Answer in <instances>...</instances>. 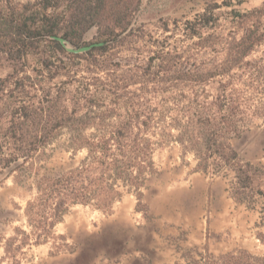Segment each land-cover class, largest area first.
<instances>
[{"label":"trees","instance_id":"obj_1","mask_svg":"<svg viewBox=\"0 0 264 264\" xmlns=\"http://www.w3.org/2000/svg\"><path fill=\"white\" fill-rule=\"evenodd\" d=\"M140 4L0 0V52L14 63L0 77V181L28 193L25 221L5 239L0 264H23V247L51 239L54 253L62 251L55 226L73 206L109 212L132 194L146 213L155 153L172 143L193 155L196 171L229 179L230 196L257 213L259 250L208 252L201 264H264V166L234 144L264 122V50L251 56L264 46V1L249 9L209 3L191 18L164 21L159 35L134 25ZM224 6L231 8L221 23ZM93 27L95 41H83ZM54 35L104 44L72 53ZM37 53L41 67L26 70Z\"/></svg>","mask_w":264,"mask_h":264},{"label":"rangeland","instance_id":"obj_2","mask_svg":"<svg viewBox=\"0 0 264 264\" xmlns=\"http://www.w3.org/2000/svg\"><path fill=\"white\" fill-rule=\"evenodd\" d=\"M24 2L26 0H16ZM224 0H141L134 25L143 23L155 35L166 20H184L201 12L209 3ZM264 0H243L233 6L249 9ZM222 7L221 23L225 22ZM226 27V26H225ZM96 29L87 30L82 40L95 41ZM251 56H258L264 46ZM42 53L26 57V70L41 67ZM14 63L0 52V77ZM214 84L209 86L213 89ZM264 101V93L260 94ZM235 147L245 159L264 166V122L257 120ZM63 157V158H61ZM67 154L57 157L66 159ZM159 173L145 189L147 212L136 209L137 200L125 194L107 212L89 205H76L55 226L67 246L54 253L53 240L26 245L18 254L23 264H201L206 254L218 255L234 248L260 249L254 237L257 213L237 203L229 194V179L194 169L191 153L172 143L155 153ZM28 193L11 178L0 181V259L5 239L25 219L23 207Z\"/></svg>","mask_w":264,"mask_h":264},{"label":"water","instance_id":"obj_3","mask_svg":"<svg viewBox=\"0 0 264 264\" xmlns=\"http://www.w3.org/2000/svg\"><path fill=\"white\" fill-rule=\"evenodd\" d=\"M50 38L58 40L67 51L72 53H82L91 49L93 46L104 44V42H95V43H90L89 45L75 46L74 44H72V42H70L68 39H65L62 36L54 35V36H50Z\"/></svg>","mask_w":264,"mask_h":264}]
</instances>
